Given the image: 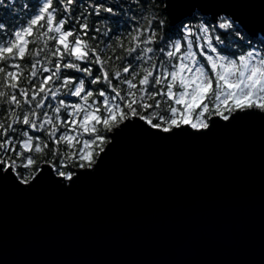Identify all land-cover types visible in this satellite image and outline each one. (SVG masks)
<instances>
[{"label":"snow or ice","instance_id":"6c2138e0","mask_svg":"<svg viewBox=\"0 0 264 264\" xmlns=\"http://www.w3.org/2000/svg\"><path fill=\"white\" fill-rule=\"evenodd\" d=\"M0 10V186L22 197L71 194L133 143L264 125V0H0Z\"/></svg>","mask_w":264,"mask_h":264},{"label":"water","instance_id":"95a60500","mask_svg":"<svg viewBox=\"0 0 264 264\" xmlns=\"http://www.w3.org/2000/svg\"><path fill=\"white\" fill-rule=\"evenodd\" d=\"M264 125L137 142L71 194L0 186V264H262Z\"/></svg>","mask_w":264,"mask_h":264},{"label":"trees","instance_id":"16d2710c","mask_svg":"<svg viewBox=\"0 0 264 264\" xmlns=\"http://www.w3.org/2000/svg\"><path fill=\"white\" fill-rule=\"evenodd\" d=\"M22 2H23V0H17V4L22 3ZM0 15H3L2 10H0Z\"/></svg>","mask_w":264,"mask_h":264}]
</instances>
